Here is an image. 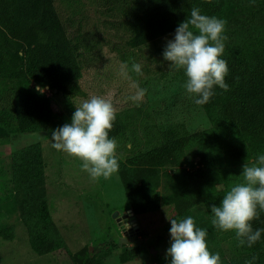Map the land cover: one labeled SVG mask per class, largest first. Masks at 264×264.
I'll use <instances>...</instances> for the list:
<instances>
[{
    "label": "rangeland",
    "instance_id": "1",
    "mask_svg": "<svg viewBox=\"0 0 264 264\" xmlns=\"http://www.w3.org/2000/svg\"><path fill=\"white\" fill-rule=\"evenodd\" d=\"M134 1L56 0L83 77L68 86V97L45 87L53 112L47 127L34 132L0 128V264H86L88 257L95 258L94 264H169L168 217L187 216L207 230L209 250L220 254L221 264H264V250L256 254L241 250L234 231L211 224L210 210L232 186L243 182V164L256 163L264 148L245 161H229L225 144L234 137L189 98L183 70L172 74L163 63L148 60L142 76L130 72L147 90L143 100L128 99L134 89L119 75L120 65L130 64L138 54L143 55L141 62H147L150 53L144 49L133 55L129 45ZM252 11L259 12L255 22L239 29L231 43L239 53L263 59L264 0H225L216 17L228 23L243 21ZM92 95L111 99L123 125L115 138L118 163L160 145L162 132L170 125L210 131L208 155L203 161L201 149L192 145L180 167L151 172L132 199L125 189V182L134 177L131 172L119 168L110 179L92 180L82 162L54 149L51 139L53 131L71 123L75 106ZM11 97H17L14 90L0 93V110L9 107ZM115 211L119 216L133 213L138 229L122 228L113 217Z\"/></svg>",
    "mask_w": 264,
    "mask_h": 264
},
{
    "label": "trees",
    "instance_id": "2",
    "mask_svg": "<svg viewBox=\"0 0 264 264\" xmlns=\"http://www.w3.org/2000/svg\"><path fill=\"white\" fill-rule=\"evenodd\" d=\"M55 2L0 0V93L14 90L17 96L15 99L11 97L9 107L0 110V128L5 132H34L40 127H47L53 116L52 105L45 92L41 94L35 90L36 86H49L56 94L68 97V86L83 77L76 49ZM134 2V12L129 18L132 29L129 45L133 55L144 49H149L150 53L144 63L140 61L142 54L131 58L129 67L134 61L142 66V70H147L149 60L150 63H163L172 74L179 71H170V62L164 60L163 52L168 42L165 38L174 39L176 28L187 19L192 7L200 8L202 14L216 16L225 6V0ZM257 13L252 11L247 19L227 24L225 35L228 39L224 42L225 50L221 58L227 61L229 67L225 78L229 90L214 86L215 94L210 101L200 105L211 120L221 122L234 137L224 149L225 157L233 163L245 161L249 154L264 148V58L254 59L239 53L231 43L239 29L255 22ZM122 130L123 125L116 116L109 135L117 138ZM209 132L170 125L162 132L163 142L160 145L119 163L121 172L128 171L134 176L125 182L127 195L132 199L151 172L166 166L180 167L186 161L187 150L194 144L201 149L204 161L208 155L205 151L210 140ZM252 225L254 229L264 228V213ZM237 241L244 252L256 254L264 250V233L251 248L247 244L241 246ZM126 253L133 257L131 250ZM94 263V257L86 259V264Z\"/></svg>",
    "mask_w": 264,
    "mask_h": 264
},
{
    "label": "clouds",
    "instance_id": "3",
    "mask_svg": "<svg viewBox=\"0 0 264 264\" xmlns=\"http://www.w3.org/2000/svg\"><path fill=\"white\" fill-rule=\"evenodd\" d=\"M227 23L226 19L202 14L201 9L194 6L164 49L163 57L170 62L169 70H183L186 77L183 88L196 105L202 106L210 101L215 94L214 86L229 90L225 80L229 67L221 58L224 42L228 39L225 35ZM130 72L142 76V66L133 61L129 67L124 62L119 70V75L134 89L128 99L141 102L147 90L133 80ZM35 90L41 94L45 92L40 85ZM116 116L111 99L92 95L75 106L71 123L52 132V147L79 159L82 170L92 180L110 179L119 171L117 140L109 135ZM240 175L243 182L232 186L219 206L211 205V224L224 232L234 231L240 245L247 244L251 248L264 233V228L254 229L252 225L264 213V154L258 155L254 164L250 165L246 160ZM168 219L171 223V245L167 249L169 264H221L220 254L209 250L207 230L197 227L192 216Z\"/></svg>",
    "mask_w": 264,
    "mask_h": 264
},
{
    "label": "water",
    "instance_id": "4",
    "mask_svg": "<svg viewBox=\"0 0 264 264\" xmlns=\"http://www.w3.org/2000/svg\"><path fill=\"white\" fill-rule=\"evenodd\" d=\"M49 88V86H47ZM119 211H115L113 213V217L116 218L117 222L119 223V225L126 229V228H134V230H137L138 227H137V220L134 216L133 213H130L131 215H128L126 213H124L123 215H120L119 216ZM128 225V226H127ZM133 230V229H132ZM133 232V231H131Z\"/></svg>",
    "mask_w": 264,
    "mask_h": 264
}]
</instances>
